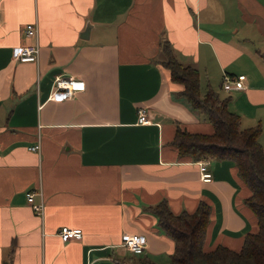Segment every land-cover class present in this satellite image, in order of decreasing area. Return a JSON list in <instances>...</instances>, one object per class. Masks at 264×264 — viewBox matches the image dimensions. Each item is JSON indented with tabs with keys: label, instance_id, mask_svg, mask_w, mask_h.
I'll return each instance as SVG.
<instances>
[{
	"label": "crops",
	"instance_id": "obj_1",
	"mask_svg": "<svg viewBox=\"0 0 264 264\" xmlns=\"http://www.w3.org/2000/svg\"><path fill=\"white\" fill-rule=\"evenodd\" d=\"M28 23L38 57L18 62L12 49L35 42ZM165 41L199 71L201 94L230 96L241 128L259 123L264 150V0H0V264H114L132 256L124 233L145 237L140 257L167 264L173 241L149 211L162 201L173 214L209 205L204 251H238L256 231L233 161L203 159L211 180L202 182V160L171 145L177 128L213 127L177 96L182 86L160 65ZM224 73L244 75V88L224 91ZM58 76L85 88L52 101ZM139 107L150 123H137ZM63 226L82 237L62 242Z\"/></svg>",
	"mask_w": 264,
	"mask_h": 264
},
{
	"label": "trees",
	"instance_id": "obj_2",
	"mask_svg": "<svg viewBox=\"0 0 264 264\" xmlns=\"http://www.w3.org/2000/svg\"><path fill=\"white\" fill-rule=\"evenodd\" d=\"M164 59L160 65L168 70L171 82L180 84L177 96L195 112L205 114L213 127L211 134L190 133L177 128L171 145L180 156L193 161L210 159L231 160L240 180L250 191L246 207L255 217L257 229L247 233L240 250L216 246L203 250L210 207L201 201L191 213L173 214L165 201L149 208L159 228L173 241V250L167 264H264V150L259 143L261 126L241 128L240 116L229 109L230 96L221 98L212 89L200 92L199 71L181 63L170 44H161ZM10 249V257L13 253ZM114 264H124L115 262ZM135 264H155L140 258Z\"/></svg>",
	"mask_w": 264,
	"mask_h": 264
},
{
	"label": "built area",
	"instance_id": "obj_3",
	"mask_svg": "<svg viewBox=\"0 0 264 264\" xmlns=\"http://www.w3.org/2000/svg\"><path fill=\"white\" fill-rule=\"evenodd\" d=\"M25 35L28 38L35 39L31 45H19L12 49L11 57L18 62H35L39 53V45L37 43V26L35 23H28L25 25ZM244 75L232 76L224 73L221 79V88L226 92L238 91L244 88ZM85 84L83 80L74 77H55L51 86L49 99L52 101H62L71 99L77 92L83 91ZM137 123H150L148 109L139 107L137 109ZM28 150L39 152L40 145L37 142L34 145L28 146ZM207 162L202 160L199 162L200 179L202 182H210L211 173L207 171ZM34 193L26 194L27 202L30 204L32 211L42 217L44 212V205L41 199L36 202L34 200ZM58 236L62 242H67L71 239H80L82 231L79 228H68L63 226L58 231ZM122 247L133 255H141L145 249L146 239L140 234L124 233L121 238Z\"/></svg>",
	"mask_w": 264,
	"mask_h": 264
},
{
	"label": "rangeland",
	"instance_id": "obj_4",
	"mask_svg": "<svg viewBox=\"0 0 264 264\" xmlns=\"http://www.w3.org/2000/svg\"><path fill=\"white\" fill-rule=\"evenodd\" d=\"M179 57H183L182 55H179ZM158 59H163V56H162V54L160 55V56H158ZM220 94L223 96H226L227 94L225 93V92H223L222 90H221V92H220ZM140 258H144V257H140L139 255H133L132 254V256H127V257H124V259L123 260H121L120 262L121 263H124V264H135L137 261H138V259H140Z\"/></svg>",
	"mask_w": 264,
	"mask_h": 264
},
{
	"label": "water",
	"instance_id": "obj_5",
	"mask_svg": "<svg viewBox=\"0 0 264 264\" xmlns=\"http://www.w3.org/2000/svg\"><path fill=\"white\" fill-rule=\"evenodd\" d=\"M88 35V28H86V30L84 31V33L82 34L83 38H86V36Z\"/></svg>",
	"mask_w": 264,
	"mask_h": 264
}]
</instances>
